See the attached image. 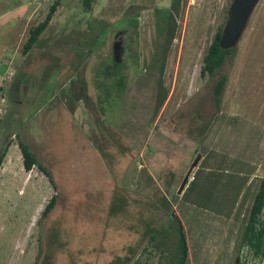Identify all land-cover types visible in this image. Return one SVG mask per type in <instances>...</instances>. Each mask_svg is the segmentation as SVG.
Here are the masks:
<instances>
[{"label": "rangeland", "instance_id": "374dc122", "mask_svg": "<svg viewBox=\"0 0 264 264\" xmlns=\"http://www.w3.org/2000/svg\"><path fill=\"white\" fill-rule=\"evenodd\" d=\"M54 1L0 0V150L9 143L0 164V264H156L161 252L150 236L171 233L175 217L184 264H232L264 176V0L221 71L224 92L200 144L188 131L208 124L202 102L216 78L200 74L202 56L231 0H180L157 111L153 68L166 35L157 23L170 0H93L89 11L82 0H59L23 52ZM14 91L20 103L10 111ZM18 140L54 185L37 165L24 169ZM241 256L264 264L246 248Z\"/></svg>", "mask_w": 264, "mask_h": 264}, {"label": "trees", "instance_id": "16d2710c", "mask_svg": "<svg viewBox=\"0 0 264 264\" xmlns=\"http://www.w3.org/2000/svg\"><path fill=\"white\" fill-rule=\"evenodd\" d=\"M93 0H82V7L84 11H89L92 7ZM180 0H170V7L167 14L166 22L163 21V26L157 23L159 32L165 33L163 50L161 51V58L159 65L154 70L158 71L157 77V96L154 110L157 111L159 106H161L163 100L165 99L166 91L162 86L161 75L163 71V62L165 52L167 51L170 42L174 36L176 23L174 20L173 12H177L179 7ZM60 4L59 0H55L53 4L50 6L49 11L45 18L37 23L34 27L30 28L29 36L23 46V52L29 51L34 44L37 42L41 33L45 30L48 24L51 21V18ZM222 27L220 26L215 31L210 43L208 44L203 56H202V65L200 68V74L209 76L216 75L214 81L211 86V96L207 99V102H202L203 107L205 108L203 116L208 118V124L205 127H201L197 125L193 128H190L188 131L189 138L193 141L197 140L203 135L207 128L210 125V121L215 116L217 109L219 108V104L221 102V97L224 92V87L226 83V73H221L225 64L228 61L232 60L233 54L236 50V46L223 49L219 45L220 35H221ZM154 64V62H153ZM153 64L150 65L153 67ZM14 99L12 100L13 105L10 107L11 109H15L18 107V103H20L19 92L14 91ZM9 111V112H10ZM195 131H198L197 133ZM202 132V133H201ZM8 144L0 150V164L2 162V158L6 153L8 148ZM22 157V164L25 170H30L33 165H37V167L48 177L51 184H53L52 177L50 172L38 161L34 152H32L29 147L21 140H18L17 143ZM200 178V177H198ZM197 178V179H198ZM244 181V180H243ZM239 183L234 190L235 194H237V188L239 185L243 183ZM196 182V181H195ZM195 182H191L187 187V193L185 191V199H187V194L192 188L195 186ZM54 185V184H53ZM57 195H52L48 202L45 204L44 208L41 211L40 219L45 218L50 210L53 208ZM211 198L212 195H211ZM179 221V226L174 228V230L170 232H165L164 234H157L155 236H150V242L152 243L154 248H157L161 252V259L156 262V264H184L187 257V241L185 237V231L180 224V220L175 217L174 220ZM246 248V251L253 258H261L264 255V176H262L258 181L256 188L253 191L252 198L250 201V205L248 210L244 215L243 222L241 223L240 229L238 231V236L235 238L233 243V263L232 264H243V259L241 256L242 249ZM40 251V249H39ZM128 258H126L123 263L126 264ZM131 264H140L138 261H133Z\"/></svg>", "mask_w": 264, "mask_h": 264}, {"label": "water", "instance_id": "95a60500", "mask_svg": "<svg viewBox=\"0 0 264 264\" xmlns=\"http://www.w3.org/2000/svg\"><path fill=\"white\" fill-rule=\"evenodd\" d=\"M257 2L258 0H231V3L227 9V18L220 35L219 45L221 48L227 49L235 45ZM192 166L193 165L189 166L187 172L183 176V179L177 190L178 193L182 192Z\"/></svg>", "mask_w": 264, "mask_h": 264}, {"label": "crops", "instance_id": "0c3cea01", "mask_svg": "<svg viewBox=\"0 0 264 264\" xmlns=\"http://www.w3.org/2000/svg\"><path fill=\"white\" fill-rule=\"evenodd\" d=\"M16 21V20H15Z\"/></svg>", "mask_w": 264, "mask_h": 264}]
</instances>
